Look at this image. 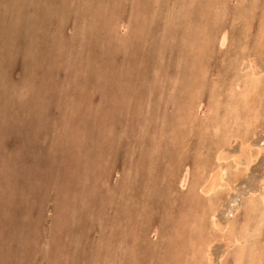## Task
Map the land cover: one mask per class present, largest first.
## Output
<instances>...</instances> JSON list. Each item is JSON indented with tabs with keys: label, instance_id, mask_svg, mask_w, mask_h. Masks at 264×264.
Masks as SVG:
<instances>
[{
	"label": "rangeland",
	"instance_id": "obj_1",
	"mask_svg": "<svg viewBox=\"0 0 264 264\" xmlns=\"http://www.w3.org/2000/svg\"><path fill=\"white\" fill-rule=\"evenodd\" d=\"M191 1L0 0V264H201L210 199L243 219L264 178V0ZM220 167L236 183L206 196Z\"/></svg>",
	"mask_w": 264,
	"mask_h": 264
},
{
	"label": "bare ground",
	"instance_id": "obj_2",
	"mask_svg": "<svg viewBox=\"0 0 264 264\" xmlns=\"http://www.w3.org/2000/svg\"><path fill=\"white\" fill-rule=\"evenodd\" d=\"M191 1V0H190ZM200 1V0H199ZM186 2V1H185ZM192 2V1H191ZM194 4V3H193ZM165 5V4H164ZM180 6V5H179ZM201 8V7H200ZM192 10V9H191ZM245 10V9H244ZM191 13V11H190ZM184 16V15H183ZM186 17V16H185ZM180 19V18H179ZM190 20V19H189ZM162 21V20H161ZM173 21V20H172ZM246 21V20H244ZM187 22V21H186ZM189 22V21H188ZM264 23V21H263ZM94 25V24H93ZM154 25V24H153ZM152 25V26H153ZM91 26V25H90ZM130 27V26H129ZM181 28V27H180ZM159 29V28H158ZM171 31V29H170ZM260 31V30H259ZM138 32V31H137ZM172 32V31H171ZM261 32V31H260ZM170 33V32H169ZM264 34V33H263ZM156 35V34H155ZM260 35V34H259ZM151 36V35H150ZM149 36V37H150ZM182 37V36H181ZM262 37V35H261ZM222 38V37H221ZM264 38V37H263ZM160 39V38H159ZM171 40V39H170ZM174 41V40H173ZM171 42V41H170ZM167 45V44H166ZM165 45V46H166ZM263 45V43L261 44V46ZM157 46V45H156ZM196 46V45H195ZM86 47V46H85ZM161 47V46H160ZM224 47V46H223ZM245 47V45H244ZM244 47H242L244 49ZM263 47V46H262ZM261 47V48H262ZM81 48V47H80ZM181 49V48H180ZM242 49V50H243ZM88 50V49H87ZM263 51V50H262ZM101 52V51H100ZM178 52V51H177ZM244 52V51H243ZM96 54V53H95ZM85 55V54H84ZM144 55V54H143ZM249 55V54H248ZM180 56V55H179ZM82 58V56H81ZM182 58V57H181ZM240 59V58H239ZM237 59V60H239ZM108 61V60H107ZM240 61V60H239ZM254 61V60H252ZM247 62V61H246ZM249 62V61H248ZM109 63V62H108ZM146 63V62H145ZM109 65V64H108ZM238 65V64H237ZM250 65V64H249ZM257 65V64H256ZM102 66V65H101ZM242 66H240L241 68ZM234 68V67H233ZM245 69V68H244ZM235 70V69H234ZM262 70H260L261 72ZM259 72V73H260ZM235 73V72H234ZM251 73L252 74H248V77L245 78L244 80H240L242 81L241 83H245L246 88H248V86H252L253 83L255 82L257 84V82H259V75L258 72L254 67L251 68ZM262 73V72H261ZM260 73V74H261ZM241 74V72H240ZM237 75V74H236ZM235 75V76H236ZM239 75V74H238ZM242 75V74H241ZM245 76V75H244ZM259 76V77H258ZM237 77V76H236ZM235 77V78H236ZM243 77V76H242ZM263 78V77H262ZM238 79V78H237ZM261 79V78H260ZM60 81V80H59ZM264 81V80H263ZM216 83H214L215 85ZM220 84V83H219ZM226 84V83H225ZM233 83H231L232 85ZM199 85V84H198ZM223 85V84H222ZM217 86V85H216ZM230 86V85H229ZM236 86H239V83H236ZM225 87V85H224ZM261 87V86H260ZM264 87V86H263ZM219 88V87H218ZM231 88V87H229ZM228 88V89H229ZM25 89V88H24ZM27 89V88H26ZM197 89V88H196ZM217 89V88H216ZM23 90V89H21ZM222 90V89H221ZM234 90V89H233ZM189 91V90H188ZM192 91V90H191ZM197 91V90H196ZM219 91V89H218ZM231 91V90H230ZM193 93V92H192ZM197 93V92H196ZM228 93V92H227ZM5 94V93H4ZM64 94V93H63ZM203 94V93H202ZM224 94V92H223ZM245 94V93H244ZM100 95V94H99ZM184 95V94H183ZM194 95V94H193ZM197 95V94H196ZM229 95V94H228ZM171 96V95H170ZM187 96V95H186ZM230 96V95H229ZM191 97V96H190ZM226 97V96H225ZM236 97V96H235ZM256 97V95H255ZM228 98V96H227ZM231 99V97H229ZM234 99V98H233ZM193 100V99H192ZM26 102V101H25ZM171 102V101H170ZM202 102V101H201ZM233 102V101H232ZM125 103V102H124ZM58 105V104H57ZM120 105V104H119ZM59 106V105H58ZM124 106V105H123ZM165 106V105H163ZM104 107V106H103ZM57 108V107H56ZM93 108V107H92ZM63 109V108H62ZM69 109V108H68ZM97 109V108H96ZM257 109V108H256ZM262 109V108H261ZM47 110V109H46ZM95 110V109H94ZM102 112V111H101ZM144 112V111H143ZM239 113V112H238ZM65 114V113H64ZM145 114V113H144ZM83 115V114H82ZM89 115V114H88ZM122 115V114H121ZM37 116V115H36ZM90 116V115H89ZM102 116V115H101ZM116 116V115H115ZM67 117V116H66ZM138 117V116H137ZM218 117V116H217ZM92 118V117H91ZM103 118V117H102ZM115 118V117H114ZM206 118V117H205ZM219 118V117H218ZM90 119V118H89ZM101 119V118H100ZM214 119V118H213ZM217 119V118H216ZM137 121V120H136ZM217 121V120H216ZM219 121V120H218ZM211 122V121H210ZM213 123V122H212ZM215 123V121H214ZM246 123V122H245ZM247 124V123H246ZM217 126V125H216ZM215 126V128H216ZM221 126V125H220ZM245 127V126H244ZM144 128V127H142ZM212 128V127H211ZM218 128V127H217ZM221 127H219L220 130ZM250 128V127H249ZM191 129V128H190ZM137 130V129H136ZM223 130V129H222ZM144 131V130H143ZM39 132V131H38ZM83 132V131H82ZM65 133V132H64ZM63 133V134H64ZM69 134V133H68ZM83 134V133H82ZM230 134V131H229ZM59 135V134H58ZM224 135V134H223ZM60 137V136H59ZM225 137V135H224ZM63 139V138H62ZM230 138H227V140ZM61 140V139H60ZM66 141V140H65ZM64 141V142H65ZM230 141V140H229ZM228 141V142H229ZM63 144V143H62ZM4 146V145H3ZM79 146V145H78ZM245 147H243V151H245V149H247L248 147H251L250 144H245ZM264 146V145H263ZM70 147V146H68ZM228 147V146H227ZM245 148V149H244ZM264 148V147H263ZM262 149V151L264 152V149ZM65 150V149H64ZM81 150V149H80ZM91 150V149H90ZM190 150V149H189ZM219 150V154L217 159L220 161L221 165L222 162L227 161L228 157H225L223 154L224 149L221 147L218 149ZM68 151V150H67ZM74 151V150H73ZM211 151V150H210ZM214 151V150H213ZM260 151V153L262 152ZM70 152V150L68 151ZM58 152H56L57 154ZM80 153V152H79ZM201 153V152H200ZM212 153V152H210ZM238 153V152H237ZM259 152L256 153H250L249 157L245 158V166L247 167V169H250L251 164L253 163V161L256 160V157L258 156ZM55 154V153H54ZM70 154V153H69ZM245 154V153H244ZM241 155V154H240ZM239 155V156H240ZM60 156V155H59ZM65 156V155H64ZM69 156V155H68ZM181 156V154H180ZM205 156V155H204ZM246 156V155H245ZM56 157V156H55ZM93 158V157H92ZM208 158V157H207ZM258 158V157H257ZM91 159V158H90ZM67 160V159H66ZM187 160V159H186ZM69 161V160H68ZM176 161V160H175ZM63 162V161H62ZM235 165L236 163L233 162ZM238 163V162H237ZM240 163V162H239ZM230 164V163H228ZM55 166V165H54ZM53 166V167H54ZM173 166V165H172ZM245 167V168H246ZM219 168V167H218ZM53 169V168H52ZM193 169V168H192ZM227 169V168H226ZM223 167H220V170L216 173H213L211 171V174H209V179H207L206 181L208 182V186H207V192L206 196L211 197V195H213L214 192H218V190H220V187L226 186L225 189H227L226 191H230V189L232 188L231 186L236 183V177L229 179L228 182L225 181V175L227 174V170ZM54 170V169H53ZM173 170V169H172ZM192 171V170H191ZM230 171V170H228ZM235 171V170H234ZM249 171V170H248ZM196 172V171H195ZM199 172V171H198ZM174 173V172H173ZM200 173V172H199ZM234 172L230 173L232 176ZM244 173V172H243ZM235 174V173H234ZM239 175V174H238ZM246 175V174H245ZM173 176V175H172ZM236 176V175H235ZM240 176V175H239ZM241 177V176H240ZM179 178V176L177 177ZM89 179V178H88ZM203 179V178H202ZM239 180V179H238ZM224 181V182H223ZM177 182V181H176ZM202 182V181H201ZM192 184V183H191ZM179 185V184H178ZM197 185V184H196ZM229 187H231L229 189ZM192 189V188H191ZM204 189V188H203ZM223 189V188H222ZM233 189V188H232ZM231 189V190H232ZM189 190V189H188ZM202 190V189H201ZM140 191V190H139ZM164 191V190H163ZM255 191V190H254ZM248 192L247 194V202L245 204L244 207V211H245V215L243 217L242 220H240L239 224H238V215L237 213L239 212V209L241 208V205L239 203H237V199H235L234 197L231 198V200H229L228 204V208L227 211L225 213L226 217H228L225 222L227 221L226 224L221 223L218 221V215H219V211L221 210V207L223 205V203L225 204V197L218 201V199L215 200L214 199H210V202L212 203L211 206V211H210V217L211 220L213 222V225L215 227V229L219 230L220 232H222V235L216 236L215 238L208 240L204 243V250L202 249V257H203V261L201 262V264H212L213 263V259H212V250L211 247L214 244V242H218V241H223L226 244V249L225 252L222 254V258L220 260V264H264V252L262 253V248H261V244L260 243L262 240L260 239V236L263 235V230H264V178H261L260 181V189L256 192ZM64 192V191H63ZM220 193V192H219ZM79 194V193H78ZM222 194H224L222 192ZM82 195V194H81ZM218 195V194H217ZM230 195V194H228ZM199 196V195H198ZM202 196V195H200ZM221 196V195H220ZM231 196V195H230ZM227 196V199H230ZM158 197V196H157ZM213 197H215L213 195ZM219 196H217L216 198H218ZM77 198V197H76ZM81 198V197H79ZM78 198V199H79ZM153 198V197H152ZM193 198V197H192ZM208 198V197H207ZM75 199V197H74ZM59 200V199H58ZM203 200V199H202ZM207 200V199H206ZM75 201V200H74ZM241 201V200H240ZM209 202V201H208ZM162 203V202H161ZM175 203V202H174ZM152 204V203H151ZM121 205V204H120ZM262 205V207H260ZM124 207V206H123ZM242 211V210H241ZM150 212V211H149ZM149 214V213H148ZM243 216V215H242ZM94 217V216H93ZM172 222V221H171ZM263 229V230H262ZM224 233V234H223ZM262 233V235H260ZM106 238V237H105ZM259 239L261 241H259ZM264 241V240H263ZM157 242V241H156ZM264 244V243H263ZM262 244V245H263ZM215 246V245H214ZM264 246V245H263ZM225 248V247H224ZM264 250V249H263ZM115 251V250H113ZM118 251V250H116ZM115 251V252H116ZM261 253H259V252ZM114 252V254H115ZM113 253V252H112ZM117 254V253H116ZM229 254H233V261L231 263L228 262L227 256H229ZM262 254V255H261ZM232 256V255H231ZM230 257V256H229ZM231 258V257H230ZM118 264V263H117Z\"/></svg>",
	"mask_w": 264,
	"mask_h": 264
},
{
	"label": "crops",
	"instance_id": "obj_3",
	"mask_svg": "<svg viewBox=\"0 0 264 264\" xmlns=\"http://www.w3.org/2000/svg\"><path fill=\"white\" fill-rule=\"evenodd\" d=\"M260 207H262V205H261ZM262 230H263V229H262ZM260 235H262V233H261ZM260 239H261L262 241H261ZM260 239H259V241H261L260 243L263 244V243H264V241H263V240H264V230H263V235L260 236ZM262 244H261V248H262V251H261V252L263 253V252H264V250H263V249H264V246H263L264 244H263V245H262ZM258 252H259V251H258ZM261 252H260V253H261Z\"/></svg>",
	"mask_w": 264,
	"mask_h": 264
}]
</instances>
